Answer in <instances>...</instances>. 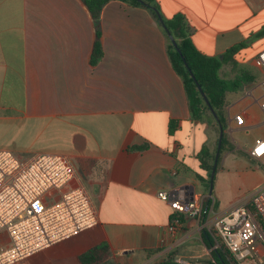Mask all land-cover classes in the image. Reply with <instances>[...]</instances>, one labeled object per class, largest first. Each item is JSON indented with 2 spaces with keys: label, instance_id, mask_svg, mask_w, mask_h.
Instances as JSON below:
<instances>
[{
  "label": "crops",
  "instance_id": "crops-1",
  "mask_svg": "<svg viewBox=\"0 0 264 264\" xmlns=\"http://www.w3.org/2000/svg\"><path fill=\"white\" fill-rule=\"evenodd\" d=\"M158 4L165 18L185 16L207 55L223 57L245 42L219 72L242 84L226 96V129L236 147L226 139L220 151L216 206L206 220L186 217L175 233V209L158 194L171 192V200L209 195V172L198 153L204 144L215 149L216 133L192 118L160 19L146 7L109 1L99 18L103 56L93 64L97 27L84 0H0V149L25 160L40 153L67 156L76 170L73 184L87 189L99 213L89 233L39 251L30 264H79L78 256L101 242L110 252L95 264H156L170 254L176 264H204L213 260L204 228L264 187V158L248 153L264 139L263 71L255 64L264 49V35L257 36L264 0ZM237 113L243 124L235 121ZM142 144L148 147L129 149Z\"/></svg>",
  "mask_w": 264,
  "mask_h": 264
},
{
  "label": "built area",
  "instance_id": "built-area-1",
  "mask_svg": "<svg viewBox=\"0 0 264 264\" xmlns=\"http://www.w3.org/2000/svg\"><path fill=\"white\" fill-rule=\"evenodd\" d=\"M255 64L263 71L259 85L264 92V49ZM260 106L264 110V96ZM234 119L244 123L242 113ZM248 153L262 160L264 139H257ZM75 177L65 155L40 153L25 160L0 149V264L16 263L98 225V208L84 186L73 184ZM158 195L185 218L205 215L204 197L171 200V192ZM179 215L172 218L174 233L184 225ZM207 228L214 232V247L225 245L237 264H264V187Z\"/></svg>",
  "mask_w": 264,
  "mask_h": 264
},
{
  "label": "trees",
  "instance_id": "trees-1",
  "mask_svg": "<svg viewBox=\"0 0 264 264\" xmlns=\"http://www.w3.org/2000/svg\"><path fill=\"white\" fill-rule=\"evenodd\" d=\"M111 0H84L86 6L93 15L96 21L97 38L94 43L92 53V63H97L103 56V47L101 42V32L99 29V18L104 6ZM133 6L146 7L152 11V13L159 19L157 11L161 12L158 0H122ZM162 13V12H161ZM163 15V14H162ZM164 18V31L168 36V51L176 72L182 77L185 90L189 99V107L192 114V118L202 121H207L216 125L217 130L221 131L220 124L224 129L223 140L220 151L222 150L226 142V116L225 108L227 105V92L235 90L242 84V78L235 80H226L220 76V69L222 65L233 59L235 53H237L242 47L245 46V42L236 44L226 50L223 57H217L213 55H207L200 51L194 43L186 18L183 14H177L170 18ZM163 25V24H162ZM168 31L176 39L178 46L181 50L179 52L176 46L173 44L171 38L168 35ZM264 35V28L257 33V36ZM194 75V77L192 76ZM199 85L202 86L204 93L209 99L210 105L206 102ZM211 107L216 111L218 119L211 111ZM177 127L176 122H170V132L173 133ZM220 135V134H219ZM219 137L216 140V147L214 150L209 145L204 144L198 153V158L201 161L202 168L209 172V178L205 181L207 189L210 188L211 172L214 167L215 157L218 149ZM148 147V144L133 145L130 146V150H143ZM206 212L204 213L203 220H206L211 208L216 206L214 194L206 195L203 198ZM179 214L175 213L172 218ZM182 220H185L183 215ZM202 238L205 244L211 249L213 260L204 262V264H237L233 255L221 244L219 247H214L216 240L214 232L208 228H204L202 232ZM110 252L109 246L104 243L95 244L92 248L85 250L78 256L79 264H95L103 261ZM166 264H176L174 260L170 259Z\"/></svg>",
  "mask_w": 264,
  "mask_h": 264
},
{
  "label": "water",
  "instance_id": "water-1",
  "mask_svg": "<svg viewBox=\"0 0 264 264\" xmlns=\"http://www.w3.org/2000/svg\"><path fill=\"white\" fill-rule=\"evenodd\" d=\"M158 13V16H159V19L161 21V23L163 24V26L165 25L164 23V18H163V15L160 11H157ZM168 35L169 37L171 38L173 44L176 46L177 50L179 52H181L179 46H178V43L176 41V39L174 38V36L171 34L170 31H168ZM192 76L194 77V75L192 74ZM199 89L201 90L206 102L210 105L209 103V99L207 98L206 94L204 93L203 89H202V86L199 85ZM211 111L212 113L214 114V116L218 119V115L216 113V111L211 107ZM220 127H221V131H220V136H219V144H218V149H217V153H216V157H215V163H214V167H213V170L211 172V183H210V188H209V195L211 196L212 193H213V187H214V178H215V173H216V166H217V162H218V155L220 153V148H221V144H222V140H223V135H224V129L222 128V125L220 124ZM183 188H186V186L182 187L181 189Z\"/></svg>",
  "mask_w": 264,
  "mask_h": 264
},
{
  "label": "rangeland",
  "instance_id": "rangeland-1",
  "mask_svg": "<svg viewBox=\"0 0 264 264\" xmlns=\"http://www.w3.org/2000/svg\"><path fill=\"white\" fill-rule=\"evenodd\" d=\"M211 126L213 127V129H214V131H215V133H216V140H217V138L219 137V131L217 130V127H216V125H214V124H211ZM226 132H225V135H226V139H227V144H228V146H230V148H235L236 147V145H235V143H234V140L230 137V135L231 134H228V132H227V129L225 130ZM237 136L238 135V133L237 132H233V134H232V136ZM224 149V148H223ZM214 150V149H213ZM225 150V149H224ZM223 150V151H224ZM222 153H219V155H218V158H219V161L217 162V166H216V174H215V179H214V183H215V180H216V176L217 177H219L220 176V174H221V167H222V163H221V157H222ZM218 173V174H217ZM206 183V182H205ZM206 190H208L207 189V186H206ZM209 191V190H208ZM207 228V227H206ZM91 230H88V231H86V232H82V233H80V234H77V235H81V234H84V233H89ZM77 235H75V236H77ZM74 237V236H73ZM72 245H70L69 246V248L70 249H73L74 247H76L77 246V243H71ZM49 251V250H48ZM173 254H170L166 259H164V260H162V261H159V262H157L156 264H166V262L170 259V257H171V259L173 260V256H172ZM33 257H30V258H28V259H26L24 262H20V263H18V262H16V263H13V264H30V263H28V261L29 260H31Z\"/></svg>",
  "mask_w": 264,
  "mask_h": 264
}]
</instances>
